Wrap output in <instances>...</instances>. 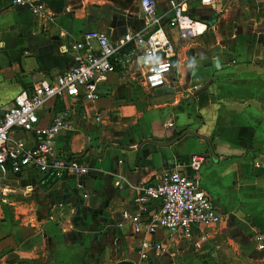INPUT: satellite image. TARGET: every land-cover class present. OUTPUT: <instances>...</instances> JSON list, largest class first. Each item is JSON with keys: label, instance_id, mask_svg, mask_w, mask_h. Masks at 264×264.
Masks as SVG:
<instances>
[{"label": "crops", "instance_id": "0c3cea01", "mask_svg": "<svg viewBox=\"0 0 264 264\" xmlns=\"http://www.w3.org/2000/svg\"><path fill=\"white\" fill-rule=\"evenodd\" d=\"M36 2L40 14L0 0V114L20 89L53 81L72 66L70 46L85 32L103 31L116 42L144 27L138 0ZM156 2L165 18L166 0ZM186 8L201 30L194 38L180 39L163 25L177 52L164 84L172 92L145 88L137 64L128 69L118 62L99 78L98 99L52 98L36 112L45 125L69 108L72 129L54 136L52 155L76 160L88 172L55 179L33 166L16 172L0 166V264H264V0L209 6L188 0ZM88 45L95 50L93 40ZM193 81L209 83L192 96ZM94 113L101 122L93 121ZM187 128L206 137L217 158L204 157L206 142L186 134L167 147L141 144L135 162L140 140L165 142ZM8 141L31 146L34 138L11 131ZM193 155L201 157L196 172L187 166ZM174 162L195 179L220 221L193 224L187 236L160 227L146 234L145 223L159 209L152 201L134 233L129 216L139 185L154 182Z\"/></svg>", "mask_w": 264, "mask_h": 264}, {"label": "built area", "instance_id": "2783aa9c", "mask_svg": "<svg viewBox=\"0 0 264 264\" xmlns=\"http://www.w3.org/2000/svg\"><path fill=\"white\" fill-rule=\"evenodd\" d=\"M11 5L27 6L32 14H40L41 5L36 0H9ZM188 0H166L165 15L156 13V0H138L140 16L144 27L137 31H125L116 41L111 42L103 31H88L81 41L71 44L74 65L54 77L53 81L40 79L30 90L20 89L11 98L10 105L0 114V166L7 165L12 172L33 166L39 172L49 173L55 179L65 175L75 178L88 172L87 166L76 160H63L52 155L51 140L60 131L72 129L68 107L53 113L45 125H39L36 112L52 98H80L83 101L98 99L97 82L119 64L130 69L137 64L142 73L139 76L143 86L149 90L164 86L166 74L177 56L175 45L170 41L163 25L174 28L180 39H192L198 30L186 13ZM209 6L213 0H198ZM95 42L91 50L88 41ZM87 45V46H86ZM126 48V50H124ZM162 53V56H158ZM95 122H101L100 114H92ZM171 123H167L170 126ZM21 131L34 138L31 146L8 141V133ZM201 157L193 155L187 162L188 168L196 172ZM257 165V163H254ZM77 188H81L78 181ZM2 194V191H0ZM86 197V194H82ZM159 202L158 211L150 216L144 225V233L150 234L160 227L171 233L187 236L190 226L218 224L220 216L201 190L195 179L184 173L178 162L164 166L154 182L144 181L138 187L135 197L137 208L129 216L134 233L139 232V221L147 211L148 203ZM14 206V205H13ZM12 206V207H13ZM15 211V207H13ZM256 248L261 250V236H253ZM158 249L159 246H154ZM144 253L139 259H144Z\"/></svg>", "mask_w": 264, "mask_h": 264}, {"label": "water", "instance_id": "95a60500", "mask_svg": "<svg viewBox=\"0 0 264 264\" xmlns=\"http://www.w3.org/2000/svg\"><path fill=\"white\" fill-rule=\"evenodd\" d=\"M158 56H162V53H159ZM74 65V64H73ZM209 81L205 82L203 85L201 86H198L197 82L193 81L190 83V87H194L195 90L194 92L192 93V96H195L197 95V93L201 92L202 90H204L206 88V86L208 85ZM155 91H165V92H172L173 90L171 88H166L165 86H160V87H157L154 89ZM186 134H190V135H193L197 138H200L202 140H204L206 142V146H207V153H204L202 154L204 157L206 156H210L212 159H215L217 158L214 154H213V150H212V146L209 142V140L204 137L203 135H200L199 133H197L196 131H193L189 128L187 129H183L181 130L176 136H174L173 138L163 142V141H155V140H151V139H142L140 140V142H138L136 144V147L138 150H139V147L141 146V144L143 143H149V144H152L153 146H156V147H167L169 146L172 142L176 141L177 139H179L181 136L183 135H186ZM137 150V151H138ZM94 156H96L95 154H93ZM136 159H135V162L137 163V161L139 160L140 158V150L138 152H136ZM99 157V156H98ZM85 176L84 175H81L79 176V178H83ZM98 213H101V211L99 210ZM97 239H100V236H97ZM114 264H131L130 261L128 260H119V261H116Z\"/></svg>", "mask_w": 264, "mask_h": 264}]
</instances>
